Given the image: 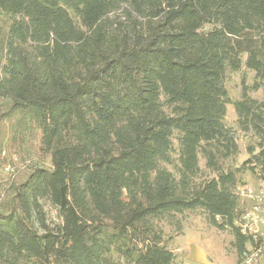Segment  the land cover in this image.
Instances as JSON below:
<instances>
[{"label":"trees","instance_id":"16d2710c","mask_svg":"<svg viewBox=\"0 0 264 264\" xmlns=\"http://www.w3.org/2000/svg\"><path fill=\"white\" fill-rule=\"evenodd\" d=\"M32 3L78 23L33 41ZM0 13L12 18L3 118L39 129L51 158L0 200V264H173L162 221L186 211L233 228L241 255L239 173L256 175L264 148L228 162L240 148L225 122L226 73L255 72L232 103L239 129L264 140V0H0Z\"/></svg>","mask_w":264,"mask_h":264},{"label":"rangeland","instance_id":"374dc122","mask_svg":"<svg viewBox=\"0 0 264 264\" xmlns=\"http://www.w3.org/2000/svg\"><path fill=\"white\" fill-rule=\"evenodd\" d=\"M31 14L34 28L33 41H47L54 29L78 23L76 16L65 8L50 10L32 3ZM11 21V16L0 13V54L3 49L5 33ZM254 81L255 72L248 69L245 64L238 71L228 70L226 73V85L231 102L227 104L225 122L234 130L240 148L235 160L228 162L236 166H243L244 162L252 157L249 153L250 148H252L253 154H259L264 148V140L251 132L246 133L239 129L235 107L232 103V101L241 98L243 86L245 84L251 86ZM249 94L258 99L263 97L262 90H250ZM8 108L9 102L0 97V200L8 196L12 184H18L26 179L35 167L51 166V158L40 152V130L30 127L18 132L13 131L3 118V114ZM173 144V155L177 158L179 140L176 137L173 139ZM199 163L205 169V159L201 155ZM167 167L173 169L172 165ZM249 168V165L242 167V171L239 173L240 183L256 186L258 176ZM43 204L49 223H60L62 219L59 217L58 210L47 201H43ZM162 224L167 245L174 251L178 247L181 248L179 252L175 251L176 258L173 264H234L236 261L230 262L228 258L232 254H237L239 257L234 229L230 227L220 229L214 226L206 214L201 211H186L167 221H162ZM179 226L182 231L176 233ZM214 243H217L218 247ZM205 244L208 246L205 247ZM203 249H205L207 261L203 260Z\"/></svg>","mask_w":264,"mask_h":264},{"label":"built area","instance_id":"2783aa9c","mask_svg":"<svg viewBox=\"0 0 264 264\" xmlns=\"http://www.w3.org/2000/svg\"><path fill=\"white\" fill-rule=\"evenodd\" d=\"M259 185L241 184L237 194L243 199V208L236 220L248 245L234 264H259L264 256V167L257 166Z\"/></svg>","mask_w":264,"mask_h":264},{"label":"crops","instance_id":"0c3cea01","mask_svg":"<svg viewBox=\"0 0 264 264\" xmlns=\"http://www.w3.org/2000/svg\"><path fill=\"white\" fill-rule=\"evenodd\" d=\"M256 182H257V184L259 185L260 182H259L258 179H257ZM243 201H244V200L241 199V202H242V203H243ZM213 227H214V226H213ZM217 235L220 237L219 232H217ZM179 238H180V237H179ZM214 244H215L216 247H218L217 243H214ZM212 245H213V244H212ZM207 246H208V245L205 244V247H207ZM219 247H220V246H219ZM180 249H181V248L178 247L177 249H175V251H176V252H179ZM204 250H205V249H203V251H202V257H203V260H204V261H207V259L205 258L206 255H205V251H204ZM226 257H227V256H226ZM228 260H229L230 262H233V263H234L235 261L238 260V255H237V254H232V256L228 258ZM261 264H264V256L261 258Z\"/></svg>","mask_w":264,"mask_h":264}]
</instances>
